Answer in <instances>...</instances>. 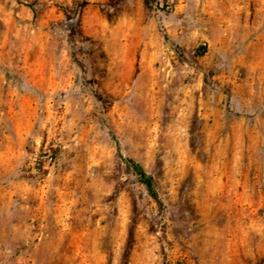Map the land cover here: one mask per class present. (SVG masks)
<instances>
[{
    "label": "rangeland",
    "instance_id": "1",
    "mask_svg": "<svg viewBox=\"0 0 264 264\" xmlns=\"http://www.w3.org/2000/svg\"><path fill=\"white\" fill-rule=\"evenodd\" d=\"M0 264H264V0H0Z\"/></svg>",
    "mask_w": 264,
    "mask_h": 264
},
{
    "label": "trees",
    "instance_id": "2",
    "mask_svg": "<svg viewBox=\"0 0 264 264\" xmlns=\"http://www.w3.org/2000/svg\"><path fill=\"white\" fill-rule=\"evenodd\" d=\"M121 158L127 169L138 179L139 183L145 187L149 196L155 201L161 202L155 178L150 175L139 162L133 159Z\"/></svg>",
    "mask_w": 264,
    "mask_h": 264
}]
</instances>
